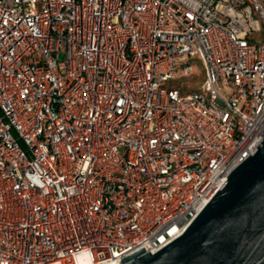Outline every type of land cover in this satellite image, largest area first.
Returning a JSON list of instances; mask_svg holds the SVG:
<instances>
[{"label":"built area","instance_id":"obj_1","mask_svg":"<svg viewBox=\"0 0 264 264\" xmlns=\"http://www.w3.org/2000/svg\"><path fill=\"white\" fill-rule=\"evenodd\" d=\"M263 140L264 0H0V264L155 254Z\"/></svg>","mask_w":264,"mask_h":264},{"label":"water","instance_id":"obj_2","mask_svg":"<svg viewBox=\"0 0 264 264\" xmlns=\"http://www.w3.org/2000/svg\"><path fill=\"white\" fill-rule=\"evenodd\" d=\"M145 248L125 264H264V140L192 222L155 254Z\"/></svg>","mask_w":264,"mask_h":264},{"label":"rangeland","instance_id":"obj_3","mask_svg":"<svg viewBox=\"0 0 264 264\" xmlns=\"http://www.w3.org/2000/svg\"><path fill=\"white\" fill-rule=\"evenodd\" d=\"M253 39L257 41L262 40V33H254L251 36ZM60 59H64V55L60 56ZM191 64L194 66L195 73L189 77H184L178 81L177 84L182 87L183 96L188 97L189 95L199 92L202 89V85L206 80L205 70L203 68L202 62L199 59H193Z\"/></svg>","mask_w":264,"mask_h":264}]
</instances>
